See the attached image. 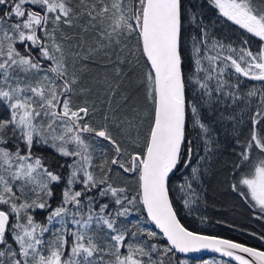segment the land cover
Segmentation results:
<instances>
[{"label": "snow or ice", "instance_id": "1", "mask_svg": "<svg viewBox=\"0 0 264 264\" xmlns=\"http://www.w3.org/2000/svg\"><path fill=\"white\" fill-rule=\"evenodd\" d=\"M208 2L258 38L259 46L246 47L245 40L237 48L213 38L195 5L185 8L183 0H79L76 5L72 0H0V264H171L176 253L201 250L237 264H264V250L189 230L171 198L173 175L189 169L195 180L200 174L193 165L196 148L189 128L197 131L206 152L197 159L215 150L205 106L223 99L247 107L258 97L247 136L241 141V132L235 140L240 151L234 169L241 174L231 187L264 218V0ZM81 18L89 27L107 20L99 35L109 44L135 37L148 67L144 85L150 111L143 136L132 138L133 121L125 127L107 111L96 124V104L74 102V96L91 91L81 86L75 62L83 64L92 55L91 50L81 55L79 44L81 51L67 49L63 30ZM241 78L260 82L261 88L242 93ZM103 103L111 110V97ZM144 119L137 117L140 124ZM220 119L243 122L235 115ZM36 145L67 158L62 165L67 177L50 170L33 151ZM130 176L135 194L113 179ZM176 188L188 194L181 200L191 210L193 184L182 176ZM140 209L146 212L145 224L159 233L128 219ZM36 210L46 212L47 223L36 221ZM161 238L163 244L152 242Z\"/></svg>", "mask_w": 264, "mask_h": 264}, {"label": "trees", "instance_id": "2", "mask_svg": "<svg viewBox=\"0 0 264 264\" xmlns=\"http://www.w3.org/2000/svg\"><path fill=\"white\" fill-rule=\"evenodd\" d=\"M77 1L78 0H74L75 3ZM206 1L208 0H183L185 8H190L192 5H195L197 13L203 16L205 24L208 23L209 25H213L218 23L219 17L217 12L211 7V4H205L204 2ZM189 31L190 29L185 25V37L188 36ZM123 43L127 49V56L125 57L124 64L117 65L120 74L112 79L114 81L116 93L114 98H111L109 116L111 117L114 113L117 122L124 121L125 127H127L128 121H133L134 126L130 129V135L132 138H135L136 133L143 136L148 128V120L146 117L150 111V105L145 97L146 90L144 85L145 74L148 71V67L146 66L145 58L142 57L137 50L134 36L131 39L124 40ZM115 53L116 52H114V54ZM185 58L187 64V53ZM101 64L100 67L102 69L99 68L101 69L100 72L109 73V70H115L116 68L109 66L106 60H103ZM78 65L82 68L81 63L75 64V68H78ZM89 65L90 64L85 62L84 67L89 68ZM104 65H108L109 70L103 67ZM107 79L108 77L105 80ZM86 80L85 78V81H83L85 84H81V86L94 91L95 88L93 89V84L97 81H92L93 84H89L91 81ZM89 80H91V78H89ZM96 90L97 92L95 94H91V98L86 99L90 100L88 102L91 104L95 103L97 109H99L95 116L96 122H94L99 124L102 120V116L108 110L107 103L103 102L111 96L107 94L108 89L103 90L102 88H96ZM110 90H112V88ZM78 97L83 96H74L73 98L77 100L76 102L74 101L75 103H81L82 100H85ZM205 107V119L211 123L213 136L216 140V144L214 145L215 150L208 155L207 159H197V157L205 156L206 152L202 141L197 136V131L189 128L188 134L194 141V147L196 148V154L193 157V165L200 168V174L197 179L192 180L190 170L187 169L185 172L182 170V172H177L171 177V198L173 199L174 208L177 210L178 218L185 227L196 233L225 238L259 250H264V240L260 238L264 236V218H260L259 210L253 208L252 202L246 200L239 195L238 192L233 191L231 187L241 174V170L234 169V164L238 162L237 154L240 148L235 144L236 138L230 134L233 130H230V133L224 130L226 121L217 120L216 116L218 113H211L207 109L208 107ZM3 115L4 110L0 108V118H2ZM137 117H145L142 124L137 121ZM242 123H244V121ZM227 128L228 127H226V129ZM248 128L249 123L246 125V131L242 132L246 134V136ZM112 130L113 134L118 138H124L120 136L119 129L113 127ZM129 150H131V148H129ZM33 151L37 156L44 157V162L50 170L61 173L64 177H67L68 169L62 167L67 158L59 156L53 149L43 145H36ZM187 175L190 176V181L193 184L195 192L193 198L194 203L191 206V210L183 206L181 192L176 188V184L181 180V177ZM113 179L117 185L123 186L127 184L130 192L135 194L134 177H114ZM63 187L64 184L62 183L55 188L56 196L51 202L53 207L59 203L60 192ZM79 187L80 186L77 185V189ZM34 215L38 223L45 222L46 212L43 210H36ZM128 219L134 223H140L150 230H154L150 223L145 224L146 215L142 209L133 212ZM152 242L164 243L162 238ZM208 259H213L220 264H232L224 259L216 257H208L202 260L200 259V261H189L177 254L171 257V264H180L182 261H187V264H198Z\"/></svg>", "mask_w": 264, "mask_h": 264}, {"label": "rangeland", "instance_id": "3", "mask_svg": "<svg viewBox=\"0 0 264 264\" xmlns=\"http://www.w3.org/2000/svg\"><path fill=\"white\" fill-rule=\"evenodd\" d=\"M194 1H196V0H194ZM78 2H79V0L76 3L74 2V0H72V3L74 5L78 4ZM204 3L210 4L208 1H206ZM211 7L215 9V7L213 5H211ZM215 11L217 12L218 17L224 23L222 25H218L216 23L213 25H209L208 23H206L209 25V32L213 38L219 39L222 42H224L225 44H232L234 47H237V48L242 46L243 41H245V40L249 41V43L247 45H244L246 47L255 49L259 46V43H260L259 41L243 38L244 36L239 37L238 32L234 31V29H231L232 27L230 25L226 24V22H228V20L226 18L220 16L217 9H215ZM106 26H107V20H105L103 23H101L99 20H97L96 21V27H89L88 26V20L86 18H81V19H78L74 22L73 27H65L63 30V34L69 38L65 43V47L67 49L75 50V51H81L80 49L76 48V45L79 44V45H81V48L83 49V51H81V55L89 54V50H91L90 54L92 55V59L85 61L86 63L90 64L89 68L84 67L85 66V62H84L82 64V68H80L78 65V68H75V70L78 72V74L80 76L81 84H85L83 82V81H85V78L87 79L86 81H91V83H89V84H93V82H95V81H97V82L93 84V89L95 88L94 91H90L86 97L85 96L78 97L80 99L91 98V94L93 95L97 92L96 88H102L103 90L108 89L107 94H109L111 96V98H114V96L111 95V91H109V90L111 88H112V90L113 89L115 90L114 81L112 79H114L115 77H117L120 74V72H119L120 70L118 69L117 65L124 64L125 57L127 56V54H126L127 49L124 46L123 42L119 46H116L114 44H109V42L107 40H101L99 32L104 30L106 28ZM222 28H224L227 33L218 34L220 29H222ZM114 52H116V53L114 54ZM103 60H106L107 64L109 66L116 67L115 70H109L108 65H104L103 67H106V69L109 70V73L100 72L102 69L100 67V65H102L101 62ZM79 63H80L79 61L75 62V64H79ZM205 64H206V62H205ZM93 66H95V67H93ZM99 68H101V69H99ZM145 76H146V74H145ZM107 77H108V79L105 80ZM89 78H91V80H89ZM229 78L231 80V77H229ZM232 78L236 80V78L234 76H232ZM241 81H242L241 88L243 90L242 93H246L250 88H252L254 86L252 81L246 80L244 78H241ZM115 93H116V91H115ZM253 98H250V101H252ZM73 100L75 102L77 101L74 98H73ZM82 101H84V100H82ZM87 101H90V100H87ZM89 104H91V103H89ZM239 104H243V106L245 105L244 102H240ZM230 105H231V101H225V100L221 99V102L219 104H214L213 106H207L208 107L207 109L211 113H213V112L218 113L216 116L217 120L219 119L220 121L232 122L234 125L233 127L236 128V126L240 123H236V122L228 120V119H223V120L220 119V115L223 114V110L226 107H229V108L238 107V105L237 106H230ZM247 111H248L247 109L240 107L239 110H237L238 115L236 116V118L240 117V115L246 113ZM107 112L109 114L110 110L108 109ZM223 116L228 117L231 115L230 114H227V115L223 114ZM115 117H116V115H115ZM93 122H96L95 118H94ZM136 135H137V133H136ZM185 170H187V169H183L184 172H185ZM184 177H187L190 180L189 175L184 176ZM193 189H194V187H193ZM181 195L183 197L187 198L188 194L187 193H181ZM194 196L195 195H193L191 198L193 199ZM44 223H47L46 216H45V222ZM57 227H58V225H57ZM45 238L51 239L52 237L50 234L46 233ZM189 261H191V260H189ZM197 261H200V260H197ZM206 261H212V262H214V264H220L219 262H217L213 259L203 260V261L199 262L198 264H205Z\"/></svg>", "mask_w": 264, "mask_h": 264}, {"label": "flooded vegetation", "instance_id": "4", "mask_svg": "<svg viewBox=\"0 0 264 264\" xmlns=\"http://www.w3.org/2000/svg\"><path fill=\"white\" fill-rule=\"evenodd\" d=\"M218 25H222L224 22L218 18V21H217ZM227 25H230L232 28L231 29H234L238 32V34L240 35V37H243V38H246V39H252V40H255V41H258V38H254V37H251L250 34L246 33L243 29H241L238 25H235L233 22L231 21H228L226 22ZM222 33H227L226 30L224 28L220 29L219 33L218 34H222ZM231 82L232 83H235V79H233L231 77ZM253 85L256 87V88H261V83L257 82V81H252ZM242 90V88H241ZM243 92V90H242ZM259 104V98L258 97H254L252 101H250L248 103V106L245 107V105L243 106V104H239L238 107L236 108H229V107H226L224 110H223V114L224 115H227V114H230V115H235L237 116L238 113H237V110H239L240 107H243L244 109H247L248 111L242 115H240V117L237 118V120H240L242 118V120L244 121V123H240L236 126V128H234L233 126V123L232 122H225V129L226 131H228V133H230V130H233L230 134L236 138L237 135H239V133L241 132H244L246 131V125L249 123V119H250V113H254V110L256 108V106ZM236 122V121H234ZM228 123V124H227ZM226 127H228L226 129ZM234 129L236 130L234 132ZM246 137V134H244L243 136H240V139L241 141H243V138Z\"/></svg>", "mask_w": 264, "mask_h": 264}, {"label": "water", "instance_id": "5", "mask_svg": "<svg viewBox=\"0 0 264 264\" xmlns=\"http://www.w3.org/2000/svg\"><path fill=\"white\" fill-rule=\"evenodd\" d=\"M145 215H146V212H145ZM150 225L152 226V228L157 231L159 233V230L158 229H155L154 225H152L150 223ZM204 235V234H202ZM210 236V235H209ZM220 238V237H218ZM225 239V238H223ZM236 242V241H235ZM239 243V242H238ZM245 245V244H244ZM245 246H248V245H245ZM250 247V246H249ZM177 255L185 258V259H188V260H200V259H204V258H208V257H216V258H220V259H224L232 264H237L236 261L232 260L231 258L229 257H224L222 256L220 253H216V252H213L211 250H201L199 252H191V253H176Z\"/></svg>", "mask_w": 264, "mask_h": 264}, {"label": "bare ground", "instance_id": "6", "mask_svg": "<svg viewBox=\"0 0 264 264\" xmlns=\"http://www.w3.org/2000/svg\"><path fill=\"white\" fill-rule=\"evenodd\" d=\"M200 201V200H199Z\"/></svg>", "mask_w": 264, "mask_h": 264}]
</instances>
